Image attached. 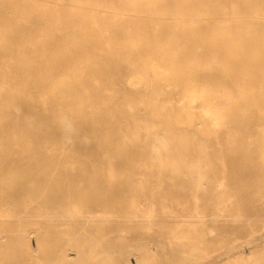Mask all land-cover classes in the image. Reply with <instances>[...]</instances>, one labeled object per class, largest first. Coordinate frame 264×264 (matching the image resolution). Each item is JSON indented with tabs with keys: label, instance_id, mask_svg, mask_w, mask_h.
Listing matches in <instances>:
<instances>
[{
	"label": "bare ground",
	"instance_id": "bare-ground-1",
	"mask_svg": "<svg viewBox=\"0 0 264 264\" xmlns=\"http://www.w3.org/2000/svg\"><path fill=\"white\" fill-rule=\"evenodd\" d=\"M119 1L0 0V238L31 264H40L41 249L45 257L55 250L52 257L64 264L92 258V225L122 217L106 209L110 202L92 177L88 187L72 186L84 179V168H52L84 161L75 137L87 121L102 126L96 143L107 151L101 159L110 164L111 180L118 177L117 159L136 163L125 173L132 180L125 218L141 224L158 216L144 194L142 168L149 163L163 168L159 174L186 176L185 166L203 162L197 188L206 196L199 199L214 219L231 218L245 229L250 224L238 200L243 193L251 201L264 197V0ZM122 65L136 88L107 85L106 76ZM136 100L160 122L142 125L129 116L125 109ZM27 103L38 108L35 115L24 111ZM185 125L210 144L189 145ZM245 151L251 155L241 183L233 166ZM33 193L47 203L65 198L84 206L27 211L24 200ZM206 217L200 211L174 228L189 263L211 253L203 243L211 232ZM25 222L36 246L7 235ZM135 249L137 264L158 263L152 248ZM221 264H264V254L242 252Z\"/></svg>",
	"mask_w": 264,
	"mask_h": 264
},
{
	"label": "rangeland",
	"instance_id": "rangeland-1",
	"mask_svg": "<svg viewBox=\"0 0 264 264\" xmlns=\"http://www.w3.org/2000/svg\"><path fill=\"white\" fill-rule=\"evenodd\" d=\"M114 2L116 5H120L119 0H114ZM169 5H172L171 0ZM128 77L126 66H119L115 73L106 76V81L111 83L107 85L119 91H129L136 88L138 84H129ZM137 102L131 110L125 109L129 116L142 125L147 122L155 124L160 122L157 117L153 116L151 110L144 108L145 105L141 100ZM176 103L182 104L183 101L176 100ZM23 109L34 115L38 112V108L30 103L24 104ZM87 122L86 131L75 137V151L82 157L84 163L66 159L60 164L53 165L52 168L58 167L61 170H67L71 167L73 169L84 168L86 170L84 179L71 182L72 186L76 188L81 184L83 187H88L89 178L92 177L96 182L100 196L107 198L110 202L106 209L116 210L122 217L112 222L105 221L92 225V235L96 239L92 245L94 256L92 258L78 256L73 264H125L126 261L137 264L138 256L135 248L142 246L154 250L156 257H158L157 264H221L242 252L264 254V197L251 201L243 193L238 200L240 208L247 215V221L250 224L249 229H245L246 225L231 218L214 219L211 216V208L206 207V199H199L201 196H206L197 188L200 166L204 165L203 162H200L199 166H185L189 172L186 176L172 171H164L159 174L158 171L163 168L158 164L149 163L144 166L142 168L143 175L146 177L144 194L156 204L158 216L148 223L143 222L144 224L123 217L130 210L129 203L132 195L130 190L132 180L126 177L125 173L134 169L136 163H125V161L117 159L114 167L118 172V177L111 180L107 171L110 164L101 159L107 151L96 143L97 138L102 135V126L93 125L90 121ZM184 130L187 133L186 138L189 145L210 144L207 135L198 129L185 125ZM66 131L68 134H72L74 127L69 124ZM250 155V152L245 151L242 154L243 159L233 166L234 178L240 180L241 183L244 180V176L241 177V170L244 164L246 165ZM61 178L66 183L69 182L65 175ZM24 201L27 205V211L45 210L46 207H51L53 208L52 211L59 208L63 213H66L69 209L84 206L83 203H77L75 199L69 202L65 198L47 203L45 197L43 198L36 193L27 194ZM22 204L18 203L14 207L20 208L23 206ZM60 204L62 207H59ZM101 208L103 207H96V209ZM200 211L207 214L206 226L211 232L203 243L210 248L211 253L207 257L189 263L179 251L173 239V231L183 219H196ZM8 234L9 236H21L22 242L30 241L33 246H36L37 235L29 233L26 222L22 227L10 228ZM221 237L229 238L226 244L220 245L218 243ZM66 242L65 238L62 245H66ZM13 249L14 247L8 238L2 241L0 238V259L5 264H31L33 262L29 256H18ZM49 251L51 257H45L42 249L38 251L40 264H64L60 257H52L55 250Z\"/></svg>",
	"mask_w": 264,
	"mask_h": 264
}]
</instances>
